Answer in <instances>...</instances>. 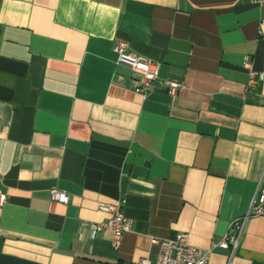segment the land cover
<instances>
[{"label": "crops", "instance_id": "0c3cea01", "mask_svg": "<svg viewBox=\"0 0 264 264\" xmlns=\"http://www.w3.org/2000/svg\"><path fill=\"white\" fill-rule=\"evenodd\" d=\"M262 19L254 0H0V264H155L151 238L180 232L209 264H264V215L231 258L215 246L264 183V79L243 67L264 73ZM116 41L159 62L148 93ZM117 201L115 250L84 222Z\"/></svg>", "mask_w": 264, "mask_h": 264}, {"label": "built area", "instance_id": "2783aa9c", "mask_svg": "<svg viewBox=\"0 0 264 264\" xmlns=\"http://www.w3.org/2000/svg\"><path fill=\"white\" fill-rule=\"evenodd\" d=\"M254 1L262 2L264 0ZM261 24L264 25V19L261 20ZM113 51L116 53V62L127 65L138 76L137 90L142 94L148 93L157 78L159 62L131 52L124 41H116ZM243 67L248 74L247 88L256 87L264 79V73L256 71L249 60L244 61ZM166 84L169 95L176 94L181 87V83L175 80H166ZM49 192L52 200L61 203L68 201V196L64 191L50 188ZM6 201L7 194L0 191V207ZM100 209L107 212L109 216L98 222H84V225L88 226L92 234L105 229L110 230L112 233L111 246L117 250L124 234L131 228V219L124 214L122 201L101 204ZM260 215H264V183L262 182L258 184L247 213L230 220L226 233L215 246L229 249L231 258L240 242L247 220ZM150 242L158 246L155 264H209L208 251H203L190 244L187 233H177L173 238H151ZM138 264L152 263L148 258H141Z\"/></svg>", "mask_w": 264, "mask_h": 264}]
</instances>
